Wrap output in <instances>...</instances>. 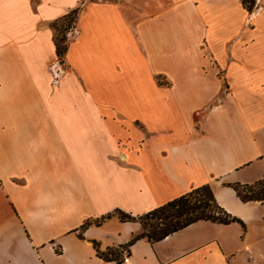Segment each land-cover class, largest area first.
<instances>
[{"label": "crops", "instance_id": "obj_1", "mask_svg": "<svg viewBox=\"0 0 264 264\" xmlns=\"http://www.w3.org/2000/svg\"><path fill=\"white\" fill-rule=\"evenodd\" d=\"M263 175L264 0H0V264H264V204L227 185ZM202 184L244 225L98 254L141 232L117 209Z\"/></svg>", "mask_w": 264, "mask_h": 264}, {"label": "trees", "instance_id": "obj_2", "mask_svg": "<svg viewBox=\"0 0 264 264\" xmlns=\"http://www.w3.org/2000/svg\"><path fill=\"white\" fill-rule=\"evenodd\" d=\"M242 4L250 11L253 7L254 0H249V4L247 0H242ZM75 12L76 9L58 19L53 24L54 29H56L58 21L65 19ZM72 20H75V15ZM64 39V36L60 39L54 36L57 58L64 55L66 51L67 43L64 42ZM227 185L235 190L237 196L242 201L246 202L255 200L264 204V175L253 183L242 184L234 182L228 183ZM116 214L122 221H138L141 224V232L135 235L126 244L120 245L116 248H108L105 251H101L97 248V252L102 258L118 262L124 258L123 250L128 254L129 246L135 240L146 237L150 241H158L199 220H208L222 224L238 222L244 225L238 217L230 214L218 204L208 184H202L192 188L189 191L137 216H133L120 209L116 210Z\"/></svg>", "mask_w": 264, "mask_h": 264}, {"label": "rangeland", "instance_id": "obj_3", "mask_svg": "<svg viewBox=\"0 0 264 264\" xmlns=\"http://www.w3.org/2000/svg\"><path fill=\"white\" fill-rule=\"evenodd\" d=\"M248 4H249V0H247ZM256 0H254V4L253 7L255 6ZM76 15V12L71 14L70 16L66 17L65 19H62L60 21L57 22L56 24V29H55V33L54 36H56L58 39H60L62 36H64V42L68 43L71 35L74 32V20L73 16ZM59 61H61V63H65V58L64 55H61L60 58H57ZM64 65V64H63ZM57 75H59V71L57 70Z\"/></svg>", "mask_w": 264, "mask_h": 264}, {"label": "built area", "instance_id": "obj_4", "mask_svg": "<svg viewBox=\"0 0 264 264\" xmlns=\"http://www.w3.org/2000/svg\"><path fill=\"white\" fill-rule=\"evenodd\" d=\"M165 1H169V0H165Z\"/></svg>", "mask_w": 264, "mask_h": 264}]
</instances>
